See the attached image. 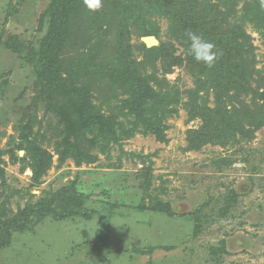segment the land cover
Here are the masks:
<instances>
[{
    "label": "rangeland",
    "instance_id": "1",
    "mask_svg": "<svg viewBox=\"0 0 264 264\" xmlns=\"http://www.w3.org/2000/svg\"><path fill=\"white\" fill-rule=\"evenodd\" d=\"M133 1L135 9H151V2ZM225 1L188 5L195 17L207 13L217 30L241 26L248 37L246 77L227 95L211 74L187 64L172 18L143 10L123 22L118 0L97 12L81 1L59 73L72 99L84 98L117 141L91 146L92 134L75 133L69 140L78 152L61 158L66 131L55 110L67 95L43 90L33 68L51 41L44 15L50 0H0V152L25 141L29 126L27 139L50 156L35 183L23 150L14 163L0 153V218L29 203L47 206L40 220L12 233L0 264H264V35L244 16L243 0ZM148 27L157 44L142 41ZM162 43L174 46L182 64L167 71L160 55L144 49ZM134 71L153 90L154 99L141 102L148 108L142 117L165 125L158 134L133 127L127 78ZM75 191L85 194L81 208L90 215L61 217Z\"/></svg>",
    "mask_w": 264,
    "mask_h": 264
},
{
    "label": "trees",
    "instance_id": "2",
    "mask_svg": "<svg viewBox=\"0 0 264 264\" xmlns=\"http://www.w3.org/2000/svg\"><path fill=\"white\" fill-rule=\"evenodd\" d=\"M81 1L83 0H50L44 11V15L49 18V37L52 42L50 41V43H46L38 50L35 62L33 63L36 79L43 90L50 92L56 88H63L67 95V99L62 101L57 110H55L59 121L64 123L66 131L63 148L59 151L61 158H65L73 152H78L76 143L69 140V138L75 133L79 134L80 132H88L92 134L93 138L89 141L91 146L97 144L98 140L102 143L103 141H117L114 131L100 119L99 113L93 112L91 108L88 107V103L84 98L78 97L74 100L72 99L70 95L72 92L71 88L68 86V82L63 79L59 73L60 53L65 40L67 39L72 17L76 15L75 12L78 10ZM146 1L149 5L151 2V9L144 7V5L140 6L139 4L135 9L136 5L132 7L133 0H118V4L120 2L122 3V8L117 10L121 17V21L124 22L129 18H133V12L139 14L140 12L142 13L143 10L154 16H166L168 19L172 18V34L174 33L178 43L182 44L183 50L187 56V59L185 60L187 64L191 66L192 70H196L201 74L205 72L211 74L217 83L216 86L221 90L219 91L221 94L225 93L227 95L228 89L236 88V90H239V88L242 87V82L246 77V67H244V64L249 61V57L252 55V47L248 44V37L241 26L233 27L230 30H217V26L219 28V25L209 20L207 13L204 16L196 15V17L195 14H192V11L194 12V10H192L194 7L192 6L191 8L188 5L190 0H185L184 5L178 4L181 3L182 0H176L172 3H170V0ZM225 2L226 1L224 0L223 3ZM242 2L244 3L242 6L245 12L244 16L254 23L255 28L261 33V35H264V19L262 18L264 16V7L261 6L260 0H252L256 6L254 3L249 2V0H243ZM108 4H111V0H103V6H107ZM231 6H233V4H231ZM142 21L145 22V20ZM186 31L196 32L197 34L202 35L204 39L215 44L216 50L218 51V58L212 68L206 67L203 63L199 64L192 58V56L188 55V41L185 35ZM155 33L156 31L154 27H148V29L144 31L145 35ZM122 47L125 49L127 44H125V42L122 43ZM144 49L148 54L153 55L156 53L157 55H160L164 65L166 64L167 71L171 65L182 64L183 60L174 55L173 45L162 43L160 46H155L149 49L144 47ZM134 72L130 73L127 78V84L130 91V101H134V112L137 114L136 120L133 121V127L136 129L142 124L144 126V131L146 130L158 134V130L160 128L164 129L165 125H162L159 120L154 121L145 116L142 117V113H144L143 110L148 111L147 105H144V103L149 99H154L153 90H151L146 84L144 79ZM220 78L224 80L222 84L219 82ZM239 84L240 86L238 87ZM224 85L228 87H225ZM260 96L263 97L262 94ZM167 97L168 95H165L162 98L163 102L166 101ZM233 97L234 96H227V98ZM131 102L130 105L132 106ZM139 103H141V105H139ZM140 106L142 110H139ZM48 108L54 110L55 106H50V103H48ZM262 110L263 108L260 107L259 111L262 112ZM262 118L264 117L262 116ZM227 119L226 126L229 124V118ZM259 124H264V119H260ZM220 125L215 128L220 130ZM26 128L27 130L24 131L25 136L23 137L25 141L11 145L8 150L1 152L8 154L11 162L14 163L19 159L16 152L23 150L24 157H20V160L26 162L31 168L33 172V182L38 183L39 177L49 166L50 156L46 151L36 146L34 142L27 139L29 126H26ZM226 131L224 132V135H226ZM132 132L133 130H129L125 134L128 136ZM11 137L12 136H9V139ZM25 157L27 158V161ZM75 194V199L72 201L73 206L62 214L61 217L67 218L73 215L88 217L90 215V213L83 212L81 208L85 194L77 191H75ZM46 212L47 206L45 203L39 201L35 204H27L23 209L18 210L14 216L0 218V249L9 244L12 233L28 229L31 226L33 219L40 220ZM212 249V252L216 253V248Z\"/></svg>",
    "mask_w": 264,
    "mask_h": 264
},
{
    "label": "clouds",
    "instance_id": "3",
    "mask_svg": "<svg viewBox=\"0 0 264 264\" xmlns=\"http://www.w3.org/2000/svg\"><path fill=\"white\" fill-rule=\"evenodd\" d=\"M83 2L86 8L92 12L100 11L103 8V0H83ZM260 2L264 7V0H260ZM185 35L188 41V55L192 56L196 62L212 68L218 58L215 44L193 31H186Z\"/></svg>",
    "mask_w": 264,
    "mask_h": 264
},
{
    "label": "water",
    "instance_id": "4",
    "mask_svg": "<svg viewBox=\"0 0 264 264\" xmlns=\"http://www.w3.org/2000/svg\"><path fill=\"white\" fill-rule=\"evenodd\" d=\"M146 38H153V39L156 41L155 44H157V42H158L157 39H156L154 36H152V35L144 36V37H142V41H143L147 46H151V45H148V43L145 41ZM155 44H152V45H155ZM19 154H20V155L23 154V151H20Z\"/></svg>",
    "mask_w": 264,
    "mask_h": 264
},
{
    "label": "bare ground",
    "instance_id": "5",
    "mask_svg": "<svg viewBox=\"0 0 264 264\" xmlns=\"http://www.w3.org/2000/svg\"><path fill=\"white\" fill-rule=\"evenodd\" d=\"M145 41H146L147 43H152V42L154 41V39H153V38H146Z\"/></svg>",
    "mask_w": 264,
    "mask_h": 264
}]
</instances>
